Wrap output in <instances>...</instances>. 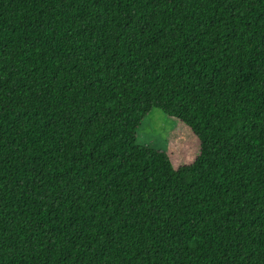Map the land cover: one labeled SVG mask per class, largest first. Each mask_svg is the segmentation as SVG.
I'll return each mask as SVG.
<instances>
[{
    "label": "trees",
    "instance_id": "trees-1",
    "mask_svg": "<svg viewBox=\"0 0 264 264\" xmlns=\"http://www.w3.org/2000/svg\"><path fill=\"white\" fill-rule=\"evenodd\" d=\"M0 264H264V0H0Z\"/></svg>",
    "mask_w": 264,
    "mask_h": 264
},
{
    "label": "rangeland",
    "instance_id": "rangeland-1",
    "mask_svg": "<svg viewBox=\"0 0 264 264\" xmlns=\"http://www.w3.org/2000/svg\"><path fill=\"white\" fill-rule=\"evenodd\" d=\"M138 143L164 151L176 169L192 164L200 153V142L191 130L157 109L145 118Z\"/></svg>",
    "mask_w": 264,
    "mask_h": 264
}]
</instances>
